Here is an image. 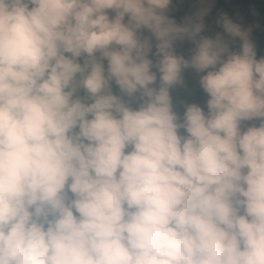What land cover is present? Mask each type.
Masks as SVG:
<instances>
[{
  "label": "clouds",
  "instance_id": "clouds-1",
  "mask_svg": "<svg viewBox=\"0 0 264 264\" xmlns=\"http://www.w3.org/2000/svg\"><path fill=\"white\" fill-rule=\"evenodd\" d=\"M171 4L0 0V264H264V55Z\"/></svg>",
  "mask_w": 264,
  "mask_h": 264
},
{
  "label": "trees",
  "instance_id": "trees-1",
  "mask_svg": "<svg viewBox=\"0 0 264 264\" xmlns=\"http://www.w3.org/2000/svg\"><path fill=\"white\" fill-rule=\"evenodd\" d=\"M208 7L207 14L203 17V35H213L222 32L216 23L217 18L224 14L229 19L239 23L242 28L249 29V37L253 41L257 55H264V0H172L169 15L180 23L184 16H191L200 7ZM238 40L236 45L238 46ZM191 47L188 41L178 42L176 51L187 55ZM185 89L177 88L174 93V101L177 95L180 98L197 99L200 97L199 89L195 84L194 75L185 71ZM186 89L193 91L192 96H187Z\"/></svg>",
  "mask_w": 264,
  "mask_h": 264
}]
</instances>
